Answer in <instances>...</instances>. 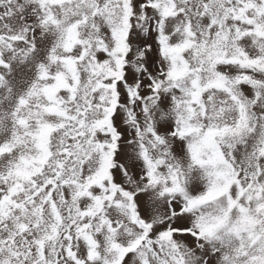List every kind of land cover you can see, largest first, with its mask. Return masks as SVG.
<instances>
[{"label":"snow or ice","instance_id":"1","mask_svg":"<svg viewBox=\"0 0 264 264\" xmlns=\"http://www.w3.org/2000/svg\"><path fill=\"white\" fill-rule=\"evenodd\" d=\"M0 264H264V0H0Z\"/></svg>","mask_w":264,"mask_h":264}]
</instances>
